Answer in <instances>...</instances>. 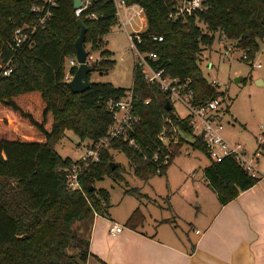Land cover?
Listing matches in <instances>:
<instances>
[{
    "label": "trees",
    "instance_id": "1",
    "mask_svg": "<svg viewBox=\"0 0 264 264\" xmlns=\"http://www.w3.org/2000/svg\"><path fill=\"white\" fill-rule=\"evenodd\" d=\"M126 1L138 3L145 10L147 25L140 32V48L155 51L154 63L170 75L189 78L194 90L192 101L197 104L226 94L203 74L200 66L202 51L213 44L217 31L245 49V60L251 62L264 39V0H203L202 8L177 19L169 15L172 0ZM35 4L41 5L42 11L34 10ZM46 11L50 12L49 18L32 33L33 42H25L13 51L10 47L15 28ZM80 21L86 27V49L88 44L91 50L101 49L105 44L102 36L117 24L115 1L90 0L77 13L74 0H56L55 4L45 0H0V59L12 56L14 63L13 71L0 83V264H87L94 216L109 214L110 207L109 190L96 187L95 181L105 176L123 179L120 165L116 163L112 168L110 148L123 150L143 179L165 174L172 162L162 164L144 158L142 151L127 141L112 139L98 161L82 168L83 190L68 187L66 172L78 158L61 155L54 144L66 130L81 139L105 136L113 119L108 101L122 97L128 90L110 81H92L80 92L71 89L65 62L76 54ZM111 53L101 49L100 58L90 62L92 70L112 68L115 59ZM76 68L72 65L70 74ZM131 87L141 114L138 138L150 155L161 144L157 135L162 130L184 141L187 139L182 132L193 135L192 146L210 159L204 174L222 204L258 180L234 156L219 161L212 158L204 140L194 133L190 115H179L174 104L167 103L168 93L157 83L146 81L136 64ZM145 98L150 99L148 103ZM176 154L174 150L172 160ZM127 191L139 198L146 196L139 187ZM145 218L141 208L136 207L125 224L135 228ZM69 247L74 251L70 252Z\"/></svg>",
    "mask_w": 264,
    "mask_h": 264
},
{
    "label": "rangeland",
    "instance_id": "2",
    "mask_svg": "<svg viewBox=\"0 0 264 264\" xmlns=\"http://www.w3.org/2000/svg\"><path fill=\"white\" fill-rule=\"evenodd\" d=\"M147 25V18L140 20L138 16L126 25L127 30L118 21L112 29L102 36L105 41L104 46L111 50V58L115 59V64L107 70L94 69L90 72V81H110L116 86L131 88L133 84L134 56L130 48L129 32L143 31ZM205 27V23H201ZM220 32L215 33V39L211 46H206L202 51L200 66L203 74L211 81L220 82V89L227 93L228 99L224 104L229 105V110L222 115L225 124V135L231 142H242L249 153L255 152L258 147L260 127L264 124V39L261 41V48L257 51L255 58L247 61L242 58L245 49L238 48L235 41L229 38L234 44V51L229 58L223 53ZM90 50V61L100 58L101 49ZM260 65L258 66L257 64ZM72 64L69 57L66 58V71L70 70ZM77 66V65H76ZM237 77H241L236 81ZM174 106L181 116L188 114L187 107L181 101H174ZM181 132L180 130H177ZM194 133H196L194 131ZM184 134L186 141L180 139L178 135L172 138L166 137L168 148L177 154L174 156L165 174H155L149 179H143L135 173L134 166L131 164L127 154L118 148H110L113 154V160L120 165L123 179L116 180L111 176H105L103 179L95 181L96 187H105L110 192L109 211L115 219L123 220L129 210L139 204L141 209L149 216L150 213L161 215L168 212L170 199L177 204V211L183 216L190 217V213L200 210L197 207V201L194 195L189 199H184L182 193L190 190L191 185L196 180L203 178V171L210 159L205 152L192 146L190 141H194L193 135ZM198 135V133H196ZM171 137V136H170ZM88 139H81L72 130H66L63 136L54 144L55 149L63 156H71L77 159L83 153L84 145ZM261 149L264 150V144ZM179 149V150H178ZM260 149V150H261ZM259 165V161H258ZM260 170L264 171V159L260 161ZM194 172L195 176L187 177ZM131 187H139L146 196L139 198L135 193L128 192ZM210 193V192H209ZM173 196V197H172ZM157 198L158 202L152 198ZM188 198V197H186ZM202 198L211 204L208 194L202 193ZM191 200L192 205L189 206ZM172 214V211L171 213ZM179 232L181 236H186L185 230L188 227L180 217H176ZM151 218L146 225H149ZM70 252L74 249L69 247ZM91 264H96L95 262Z\"/></svg>",
    "mask_w": 264,
    "mask_h": 264
},
{
    "label": "crops",
    "instance_id": "3",
    "mask_svg": "<svg viewBox=\"0 0 264 264\" xmlns=\"http://www.w3.org/2000/svg\"><path fill=\"white\" fill-rule=\"evenodd\" d=\"M66 72V75L70 73ZM258 148L260 165L264 150L258 145L250 154L257 153ZM190 175L195 176L194 172L187 177ZM203 192L208 194L210 205L202 198ZM182 194L186 200L193 194L200 208L190 213V217L179 213L171 199L168 212L172 214L150 213L148 216L141 209L146 218L135 228L125 221L139 204H135L123 220L115 219L110 211L107 215L95 214L87 264H264V179H258L222 204L203 171V178ZM152 198L158 202L157 198ZM188 203L192 205L191 200ZM177 216L188 223L186 236L180 235ZM150 218V224L146 225ZM112 221L122 223L123 230L111 233Z\"/></svg>",
    "mask_w": 264,
    "mask_h": 264
},
{
    "label": "built area",
    "instance_id": "4",
    "mask_svg": "<svg viewBox=\"0 0 264 264\" xmlns=\"http://www.w3.org/2000/svg\"><path fill=\"white\" fill-rule=\"evenodd\" d=\"M45 1L55 4L56 0ZM114 1L116 4L117 21L123 25L126 30V25L132 23L136 16L144 19L145 10L140 4H129L126 0ZM172 1V9L169 15L173 19H177L180 15L191 14L197 9L202 8L203 5V0ZM89 2L90 0H83V5L76 8V12L80 13ZM33 9L42 11V6L35 4ZM49 15L50 12L46 11L40 15L38 19H33L32 22L27 24L18 25L14 30L13 43L10 48L14 51L18 50L25 42L31 44V42H33L32 33L35 32L39 26H44L46 24ZM140 32L141 31H127L131 43L130 48L133 51L134 64L141 70L144 79L148 82L157 83L162 90L168 93L167 103L174 104V101L183 102L188 109L190 124L193 126V130L204 140L207 151L212 158L219 161L226 156H234L253 177L264 179V171L260 170L257 160L259 148L257 153L250 154L242 142H231L224 133L225 124L222 115L227 105L224 104L228 99L227 93L209 99L201 104L193 102L192 97L194 90L190 86V79L182 80L177 76L170 75L164 68L157 67L154 63L157 53L155 51H144L139 46V43L142 41ZM220 37L223 53L229 58L228 55L233 53L235 49L234 44H232L225 34L221 33ZM153 38L162 39V36H153ZM247 55L248 53L245 50L242 54V58H247ZM69 62L72 65H78L76 56L70 57ZM257 65L259 66L260 63ZM13 67L14 63L12 56L7 58V60L0 59V83L4 76L9 75L13 71ZM72 75L73 74L69 73L66 75V79L69 80ZM211 82L214 85H220V82L215 79L211 80ZM135 97L137 96L133 91V87H131L122 97L108 101V108L113 113V119L108 125L107 134L97 140H86L83 153L66 172V180L69 188L83 190L81 181L82 168L98 161L102 149L108 147L112 139L127 141L131 146L142 151L144 158L151 159L152 161H159V163L167 164L171 160L172 152L168 148V141H166L165 138L172 137L164 130L157 135L161 144H157L152 155L145 150V147L143 148L142 140L138 138V128L141 126V114L136 109ZM149 100V98H145L144 102L148 103ZM259 140L261 149V146H263L262 144H264V124L260 127ZM160 151H163L162 155ZM123 227L124 225L122 223L112 221L109 231L116 234L122 231Z\"/></svg>",
    "mask_w": 264,
    "mask_h": 264
},
{
    "label": "water",
    "instance_id": "5",
    "mask_svg": "<svg viewBox=\"0 0 264 264\" xmlns=\"http://www.w3.org/2000/svg\"><path fill=\"white\" fill-rule=\"evenodd\" d=\"M83 5V0H74V7L79 8ZM81 33L76 39V60L78 61L77 68L73 73L72 77L69 79V85L71 89L75 92H80L86 90L91 81L89 79V73L92 71V66L90 64V50L86 49L84 45L86 36V27L80 21ZM241 77H237L236 81H239ZM169 104V103H168ZM112 168L116 166V162L111 161Z\"/></svg>",
    "mask_w": 264,
    "mask_h": 264
}]
</instances>
